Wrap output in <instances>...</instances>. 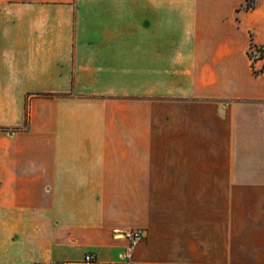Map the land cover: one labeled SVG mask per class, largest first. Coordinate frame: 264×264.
<instances>
[{
	"label": "crops",
	"instance_id": "1",
	"mask_svg": "<svg viewBox=\"0 0 264 264\" xmlns=\"http://www.w3.org/2000/svg\"><path fill=\"white\" fill-rule=\"evenodd\" d=\"M262 46L264 0H0V264H264Z\"/></svg>",
	"mask_w": 264,
	"mask_h": 264
},
{
	"label": "built area",
	"instance_id": "2",
	"mask_svg": "<svg viewBox=\"0 0 264 264\" xmlns=\"http://www.w3.org/2000/svg\"><path fill=\"white\" fill-rule=\"evenodd\" d=\"M264 54V47H257L255 49V53L253 55H263ZM123 236L128 240L127 250L125 253L126 257H131L133 248L140 242V240L143 237V233L140 229H128L124 230L122 232ZM86 261H93L94 255L93 254H87L85 256Z\"/></svg>",
	"mask_w": 264,
	"mask_h": 264
},
{
	"label": "trees",
	"instance_id": "3",
	"mask_svg": "<svg viewBox=\"0 0 264 264\" xmlns=\"http://www.w3.org/2000/svg\"><path fill=\"white\" fill-rule=\"evenodd\" d=\"M252 5H253V3L249 2V6H252Z\"/></svg>",
	"mask_w": 264,
	"mask_h": 264
}]
</instances>
